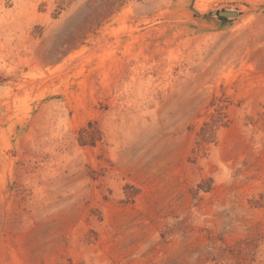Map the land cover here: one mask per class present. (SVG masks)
<instances>
[{"label":"rangeland","instance_id":"374dc122","mask_svg":"<svg viewBox=\"0 0 264 264\" xmlns=\"http://www.w3.org/2000/svg\"><path fill=\"white\" fill-rule=\"evenodd\" d=\"M0 264H264V0H0Z\"/></svg>","mask_w":264,"mask_h":264},{"label":"water","instance_id":"95a60500","mask_svg":"<svg viewBox=\"0 0 264 264\" xmlns=\"http://www.w3.org/2000/svg\"><path fill=\"white\" fill-rule=\"evenodd\" d=\"M221 17H237L238 13L235 11H222L219 13Z\"/></svg>","mask_w":264,"mask_h":264},{"label":"trees","instance_id":"16d2710c","mask_svg":"<svg viewBox=\"0 0 264 264\" xmlns=\"http://www.w3.org/2000/svg\"><path fill=\"white\" fill-rule=\"evenodd\" d=\"M224 19V18H223Z\"/></svg>","mask_w":264,"mask_h":264}]
</instances>
